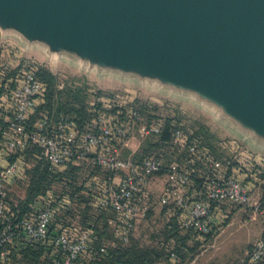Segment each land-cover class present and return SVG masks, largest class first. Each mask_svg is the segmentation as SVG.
<instances>
[{
	"label": "rangeland",
	"instance_id": "rangeland-1",
	"mask_svg": "<svg viewBox=\"0 0 264 264\" xmlns=\"http://www.w3.org/2000/svg\"><path fill=\"white\" fill-rule=\"evenodd\" d=\"M27 19L17 12L7 24H0V59H4L12 69H43L52 73L57 83L55 100L61 103H55L53 111L59 109L61 115L74 117L79 124H84L99 113L113 116L138 107L150 119L161 120L170 127L182 126L188 140L197 135L203 140V153L197 156L184 148H180L179 153L176 145L166 143L160 136L141 138L135 133L121 145V156L125 159L132 158L139 162L145 157H153L162 165L147 189L150 211L145 218L137 221L130 241L163 248L165 264H246L245 247L248 242L240 239L238 233L208 237L185 229L179 220L174 223L178 233L188 237L189 248H193L194 252L190 250L186 260L176 262L170 259L172 252L179 257L185 255L187 248L177 244L175 239L167 238L170 235L167 226L171 224V219L160 203L166 172L173 162L195 169L194 173L201 176L216 173L212 163L220 159H227L232 164L234 161L239 168L249 162L264 165V154L255 150L264 144L258 137L255 138L248 119L249 109L238 104L236 90L189 70L179 69L176 61L166 58L164 54L128 49L115 51L113 47L102 46L97 39L91 38L84 43L72 32L55 38L44 25L34 28ZM58 117L54 114L49 117L51 127L57 125ZM237 147L242 148L243 152L240 153ZM204 152L208 153V157L206 153L203 155ZM41 155L39 147L24 155L26 171ZM12 157L11 154L4 155L6 162L11 161ZM198 157L204 159L203 163ZM218 173H222V169ZM28 175H21L22 179L19 177L3 186L11 204L20 205L27 200L30 185ZM115 177L114 173L92 163L90 159H83L72 163L64 176L54 178L53 187L37 200L48 199L54 204L64 198L66 206L57 211L58 224L77 226L79 231H84L94 222L96 234L97 229L102 232L106 226L109 234L105 244L118 245L121 243L117 232L120 223L118 212L110 208L106 211L105 219L98 220L96 214L99 212L92 208L90 200L91 189L105 185L116 188L118 182L111 181ZM104 180L107 183L104 184ZM233 206L243 209L236 222L241 224L250 220L252 212L240 205ZM237 227L240 228V225ZM41 253L30 251L24 258L14 255L15 264H47V255Z\"/></svg>",
	"mask_w": 264,
	"mask_h": 264
},
{
	"label": "built area",
	"instance_id": "built-area-1",
	"mask_svg": "<svg viewBox=\"0 0 264 264\" xmlns=\"http://www.w3.org/2000/svg\"><path fill=\"white\" fill-rule=\"evenodd\" d=\"M8 83L0 99V108L9 114L4 120L0 116V124H5L6 133L0 151V264H15L14 255L22 258V253L28 250L46 254L47 264H80L96 236L93 225L80 232L52 230L53 216L59 208L66 206L64 198V205L57 208L40 200L41 204L33 207L32 214L23 218L11 209L3 186L21 178L22 167L17 157L6 162L4 155L17 156L32 145L41 149L52 168H65L71 163L90 159L114 173L116 177L111 181L118 182L116 188L105 185L98 204L118 212L117 232L121 241L128 243L137 221L148 215L149 207L142 197L147 194L152 177L161 171L162 165L153 157H145L139 162L125 159L121 156V145L135 133L141 138L159 136L163 131L162 122L148 119L133 108L121 117L99 113L83 126L74 117L60 115L57 125L51 127L49 117L42 116L32 127L29 120L44 101L46 83L33 69L21 70L10 77ZM171 136L177 145L186 147L190 153L201 151V138L197 137L191 143L182 126L172 130ZM237 150L243 152L240 147ZM212 165L216 173H205L199 196L195 198L194 193L189 194L194 181L192 170L177 162L171 163L160 203L163 206L176 203L184 215L180 224L203 235L213 231L214 211L221 203L240 205L264 217L262 199L254 200L251 187L237 174L222 175L226 167L221 161H213ZM221 169L222 173H218ZM170 255L174 261H180L175 252ZM246 258L248 264H264V235L251 245Z\"/></svg>",
	"mask_w": 264,
	"mask_h": 264
},
{
	"label": "water",
	"instance_id": "water-1",
	"mask_svg": "<svg viewBox=\"0 0 264 264\" xmlns=\"http://www.w3.org/2000/svg\"><path fill=\"white\" fill-rule=\"evenodd\" d=\"M17 12L55 38L155 51L235 89L264 144V0H0V24Z\"/></svg>",
	"mask_w": 264,
	"mask_h": 264
},
{
	"label": "trees",
	"instance_id": "trees-1",
	"mask_svg": "<svg viewBox=\"0 0 264 264\" xmlns=\"http://www.w3.org/2000/svg\"><path fill=\"white\" fill-rule=\"evenodd\" d=\"M3 60L4 59H2V58L0 59V99H1L3 93L6 89V86L9 85L8 79L12 76L17 75L21 71V68H17V69L10 68L6 64V61L5 60L3 61ZM36 72L39 75V77H41V79L46 83V92H45V96H44V101L39 104L37 111L34 114H32L30 117L29 121H30L32 127H33L36 119H38L42 116L53 117V114L56 116L61 115L60 114L61 112L58 111L59 109L57 111L56 110L53 111V106L55 105V103H57L58 105L61 104L60 101L55 100L56 95L58 93L57 89H56L57 88L56 77L52 73H50L49 71H45L43 69L36 71ZM134 109H138L144 116H146L143 113L144 111L141 108L135 107ZM126 112L127 111H123L122 113H126ZM122 113H119L118 116L121 117ZM8 115L9 114L6 113L4 111V109L0 108V116L3 118V120L5 118H7ZM115 116H117V114ZM148 119H150V118H148ZM156 120H158V119H156ZM84 124H80V125L83 126ZM162 124H163V126H162L163 131H162V134L159 135L161 137V140H164L166 143L172 142L174 145H176V149L178 150L179 153H181L180 148H184L188 153H190L186 147H182L181 145H177L172 139V136H171L172 130H174L176 127H179V126L170 127L167 123H162ZM0 126H2L1 130L3 129L2 134H1V138H0V151H1L3 148V143L6 141V139H5L6 133L4 130L5 124L3 122H1ZM197 137H199V136L197 135V136L193 137L192 139H190V142L193 143L195 141V138H197ZM199 138H201V137H199ZM203 144H204L203 140L201 139V143H200L201 150L203 148ZM34 148H38V146L32 145V146L28 147L26 150L22 151L21 152L22 154L20 153V155L16 156L18 158V160L20 161V164L22 167V176L24 177L28 173L29 174L28 175L29 180H30V185H29L28 190H27V200L25 202L21 203L20 205H15L13 203L11 204L9 202V200L7 199L8 204L10 205L11 209L16 212V214L19 218H23L25 216L31 215L33 212V207L41 204V201L37 200V199L41 197V194H43L45 191H47L48 189H51V187H53L54 178L64 176V174H66V172L68 171L69 166L72 165V163L69 164L68 166L65 167V169L64 168H52L51 164L45 159V157L43 155H41V158L36 159L35 163H32L29 166V169H27V171H26V167H25L26 157H24V155L26 156V153H28L32 149L34 150ZM201 152L203 153V151H199V152H197V154L200 155ZM32 153L34 154L35 152H32ZM190 154L196 155L193 153H190ZM12 156H13L12 157V160H13L15 158V155H12ZM203 161H204V159L202 158L200 160V162L203 163ZM219 161H221L225 165V167L227 166L226 167L227 175H232L233 174L232 169L237 168V169H239L240 172L242 171V173H248L249 176L251 174L252 175L254 174L258 182L264 181V165L258 166L254 162L253 163L249 162V163H247L248 166L246 164H244L243 167L239 168L235 165L234 161H233V164L231 162L227 161V159H220ZM198 162H199V160L197 159L196 163H198ZM202 163H199V164L202 165ZM188 169L192 170L193 180H194L193 186L191 187L189 194L194 193L195 198H197L199 196L198 191L200 190L201 184L203 182V176L195 174L194 173L196 171L195 169H192L190 167H188ZM22 178H20V179H22ZM243 181L247 182L248 178L243 180ZM103 183L105 184V183H107V181L104 180ZM101 189H102V186L100 188L96 187V189H91V191H90V196H91L90 200H91V204H92L91 206L96 212H99L98 214H96L97 215L96 218L98 220H102V218L105 219V217L107 216L106 211L110 210V207L105 208V207H102L98 204V198L101 194ZM63 191L64 190H62V192ZM46 201L48 203H52V205L55 208L61 207L62 205H64L62 203L61 198H60L58 203H54V204H53V202H50L48 199ZM262 202L264 205V197L262 198ZM164 208L166 210L167 216L169 217V219H171V224L169 223V225L167 226V229L169 230V233H170V235L167 238L168 239H175L177 244L180 243V244H182L183 248H187L185 255L182 254V256L180 255L181 257H179V255L175 252L177 254V256L180 258V260H186V257L188 256V254H190V250H193L192 252H194V249L189 248V244L187 241L188 237L179 235L177 225L174 224V223L178 222V220L180 223V218H181L183 211L180 207H178V205L176 203H171L167 206H164ZM58 223L59 222L57 220V212H56L55 215L53 216L52 225H51V228L53 231L58 232V231L67 230L70 233L76 231V230H73L74 229L73 226L72 227L68 226V225L63 226V225L58 224ZM91 224L89 227H91L92 225L94 226V222L92 225ZM95 225H96V223H95ZM190 230H192V229H190ZM96 231H97V234L95 232V234H96L95 239H93L89 249L87 250V254L85 255V257L81 258L80 264H165L166 263L165 251L163 248L154 247V246H145V245H141V243H139V242L130 241V240H129V243H127L126 245L121 244L122 241L118 245H112L111 243H110V245H107V244H105V242L107 241L106 239L108 238L109 232H108L106 226L104 227V230L102 232H100L99 229H97ZM75 233H77V232H75ZM212 235H215L214 228H213V231L211 233L207 234L208 237H211ZM131 239H132V237H131ZM30 251H34V250L24 251L22 253V258H24L27 254H29ZM177 252H180V250H178ZM37 255L40 256L39 254H37ZM170 259H171V257H170Z\"/></svg>",
	"mask_w": 264,
	"mask_h": 264
},
{
	"label": "crops",
	"instance_id": "crops-1",
	"mask_svg": "<svg viewBox=\"0 0 264 264\" xmlns=\"http://www.w3.org/2000/svg\"><path fill=\"white\" fill-rule=\"evenodd\" d=\"M253 148V147H252ZM260 153L264 154V145H260V147L256 148ZM233 174H237L239 178L242 180H245L248 178V181L246 182L252 189V194L255 201H260L264 197V181L258 182L255 175L251 174L249 176L248 173H241L239 169H232ZM226 171L222 173V175H226ZM144 204L150 206L147 202L149 200V196L147 194H144L143 197ZM223 204H229L232 207V203H221L215 208L214 211V222H213V228L215 231V236L218 238L219 236L223 234L230 233V235H235L238 233L240 235V239H243L245 242H248V246L246 248V255L250 248V246L257 241L259 238H261L264 235V217L259 214L252 213L250 216V220L245 223H238L236 222V219L240 216V212H242V208H237L236 206H233L232 208L227 207ZM150 211V207H149ZM184 215H181L182 219ZM240 225V228L237 226ZM136 226V225H135ZM73 230L78 231V227L73 226ZM135 229V227H134ZM238 230V231H237ZM134 232V230H133ZM133 234V233H132ZM119 236V235H118ZM120 237V236H119ZM246 264L247 258H246Z\"/></svg>",
	"mask_w": 264,
	"mask_h": 264
}]
</instances>
